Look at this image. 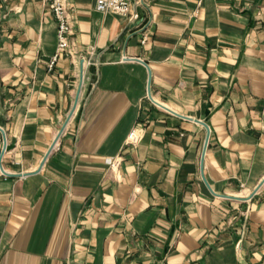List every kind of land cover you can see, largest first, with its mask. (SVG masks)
<instances>
[{
	"label": "crops",
	"instance_id": "crops-1",
	"mask_svg": "<svg viewBox=\"0 0 264 264\" xmlns=\"http://www.w3.org/2000/svg\"><path fill=\"white\" fill-rule=\"evenodd\" d=\"M131 9L0 0V264H264V0Z\"/></svg>",
	"mask_w": 264,
	"mask_h": 264
},
{
	"label": "built area",
	"instance_id": "built-area-1",
	"mask_svg": "<svg viewBox=\"0 0 264 264\" xmlns=\"http://www.w3.org/2000/svg\"><path fill=\"white\" fill-rule=\"evenodd\" d=\"M49 8L52 11L57 26V47L53 54V58L49 64L52 67L53 62L60 56L61 53L69 51L70 40L72 33V25H70L69 11H67V0H48ZM95 8L102 12H113L118 15H124L130 22L139 19V12L131 9V0H95ZM140 129L132 128L126 136V143L136 144L141 139ZM119 163V157H113L109 160L110 169H116Z\"/></svg>",
	"mask_w": 264,
	"mask_h": 264
},
{
	"label": "water",
	"instance_id": "water-1",
	"mask_svg": "<svg viewBox=\"0 0 264 264\" xmlns=\"http://www.w3.org/2000/svg\"><path fill=\"white\" fill-rule=\"evenodd\" d=\"M82 78H81V81H80V85H79V87H78V91H77V94H76V99H75V102H74V105H73V107H72V109H71V111H70V114H69V116H68V118L71 116V114L73 113L72 111L74 110V108H75V106H76V104H77V102H78V96H79V93H80V90H81V86H82ZM151 97V96H150ZM68 118H67V120H68ZM67 120L65 121V123H64V125L62 126V129H60L59 130V132L57 133V135L55 136V138L53 139V144L50 146V148L48 149V151L45 153V155H44V159H43V161H42V163L45 161V159L47 158L46 156L48 155V153L51 151V149L53 148V146H54V143H55V140L58 138V136L60 135V133L62 132V130L64 129V126H65V124H66V122H67ZM195 121H199V122H201V123H203L204 125H206V123L205 122H202V121H200V120H196L195 119ZM203 179H204V177H203ZM264 181V180H263ZM262 183V182H261ZM260 183V184H261ZM260 184H258V186L256 187V189L254 190V192L259 188V185ZM254 192H253V194H254ZM252 194V195H253Z\"/></svg>",
	"mask_w": 264,
	"mask_h": 264
}]
</instances>
